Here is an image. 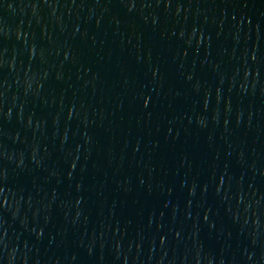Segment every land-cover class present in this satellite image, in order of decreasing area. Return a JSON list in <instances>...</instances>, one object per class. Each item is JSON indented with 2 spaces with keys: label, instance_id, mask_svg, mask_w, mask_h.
<instances>
[{
  "label": "water",
  "instance_id": "water-1",
  "mask_svg": "<svg viewBox=\"0 0 264 264\" xmlns=\"http://www.w3.org/2000/svg\"><path fill=\"white\" fill-rule=\"evenodd\" d=\"M0 264H264V0H0Z\"/></svg>",
  "mask_w": 264,
  "mask_h": 264
}]
</instances>
